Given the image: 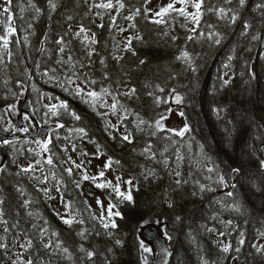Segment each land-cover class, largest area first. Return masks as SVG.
Masks as SVG:
<instances>
[{
  "label": "trees",
  "instance_id": "1",
  "mask_svg": "<svg viewBox=\"0 0 264 264\" xmlns=\"http://www.w3.org/2000/svg\"><path fill=\"white\" fill-rule=\"evenodd\" d=\"M8 1L17 31L9 37L8 51L12 52L11 57L0 40V57H3L0 59V118L17 100L31 96L37 90L57 96V101L52 105L57 106L58 116L45 117L48 108L44 105L40 109L35 107L34 113L35 117H40L41 124L55 126L49 144L53 165L45 163V169L46 174L55 173L59 188L57 198L61 204L58 207L48 198L49 195L38 191L41 187L34 177L40 175L37 173L39 165L34 167L32 175L24 177L11 152L13 143L6 145L0 142V168L5 169L0 172L4 218L8 220L9 227L19 221L18 227H10L8 233L0 225V242L9 245L7 250L0 249V264H11L16 258L13 250L17 233H20V242L24 241L25 235L32 238L34 247L24 255L25 258H35L38 264H86L80 259L83 255L78 251L81 244L97 251L94 264H142V255H147L149 264H153V251L144 254L139 246L141 241L145 243L142 228L150 223L164 229L170 238L173 246L170 264H204L205 261L207 264H232L234 260L238 264H264V252L258 253L253 247L264 244V237L260 236V232H264V169L260 166V161L264 160V9L256 7L264 0H246L243 7L233 0L230 7L238 13V19L230 26L206 13L198 31L206 32L207 22L216 24L222 34L218 45L203 38L188 41L186 37L192 33L187 28L193 25L189 23L187 27H182L185 24L182 17L177 16L175 20L165 17L168 23L157 25L141 15L136 18V30L128 28L129 22L123 19L136 7L155 12L170 0H149L147 4L143 0H124L126 7L119 14L112 13L119 27L128 28L122 33L115 28L110 30L108 15L102 21L95 17L94 12L86 16L88 4L83 0H56L55 11L49 10L47 0H32L41 9L39 14L29 6L28 0ZM220 2L206 0V7ZM188 10L193 11L191 8ZM69 15L73 17L72 21L67 19ZM171 15L176 16L175 13ZM80 23L97 34L99 43L93 47L100 55L92 57L90 67L81 69L76 65L75 71L81 75L88 74L89 78L97 81L96 85L84 83L83 78L76 80L75 76L72 78L74 82L68 83L71 74L68 66L55 62L58 56L53 41L68 33L69 24L74 32ZM101 23L104 27H97ZM245 23L252 25L247 35L242 34ZM137 30L144 39L142 42L133 41L135 56L116 48L117 43L122 48V41ZM164 32H168V35L165 36ZM253 35L258 39L252 40ZM172 36L178 39L173 41ZM65 39H71V33ZM70 49L74 58H82V62L88 64L79 41L74 40ZM182 49L190 53L191 66L176 59ZM113 55L123 56V59L117 61ZM230 56L231 61L228 59ZM101 57L105 59L106 66L99 63ZM140 60L145 63L140 64ZM225 64L230 66L225 68ZM52 68L57 69L54 74L49 71L48 76L42 75ZM104 72L110 75V80H103ZM221 77L230 80L226 87H221ZM119 81H123V84ZM77 84L85 91L99 92L101 87H109L113 95L123 93L128 87H135L137 94L134 97L118 96L127 109V120L118 118L107 105L101 106L100 102L94 108L89 97L76 95L74 89ZM156 85L164 91L160 92ZM173 89L182 97L181 103H176ZM149 92L153 95L149 96ZM12 97L13 104L10 101ZM156 97L160 98L159 104ZM104 99L108 104L112 102L110 96ZM62 102L68 105L67 111L60 108ZM173 106L184 113L190 131L179 136L163 126L164 131H158L156 136L151 137L155 120L167 117ZM73 112L80 117L79 120L70 115ZM118 112L120 117L125 115L123 109L118 108ZM140 119L149 122L152 127L141 125L137 128ZM58 124L64 127L60 128ZM2 126L0 122V130L4 129ZM81 127L86 130V137L75 131ZM125 128L133 132V143L122 140ZM149 140L157 152L156 161L141 155ZM72 144L76 145V151H72ZM97 146L102 155L97 154ZM65 147L78 155L81 162L76 163L83 162L84 168L91 154L100 155L104 164L111 157L113 161L120 162L113 163L112 167L121 172L122 181L133 179L131 188L121 183L122 192H131L132 202H122L110 188H103L111 203L116 205L113 211H120L123 217H112L117 228L109 230L113 233L110 238L96 235L105 230L98 220L92 219L93 216L99 217L101 212L83 194L87 182L82 179V174L87 169L82 171L73 167V175L70 176L65 171V168L72 167L66 162L70 155L68 151H61ZM165 148L167 152H164ZM162 152L163 156L160 155ZM177 154L184 159L178 161ZM165 157L168 158V167L163 163ZM206 167H215L216 171L207 173ZM233 168L240 169L236 183L232 182ZM150 169H154L156 174L145 180L141 173ZM177 170L181 172L179 179L188 181L186 184L178 186L175 183L177 177L174 173ZM217 173L224 175L227 187L216 183ZM87 174L93 176L90 172ZM207 176L212 178L207 179ZM197 180L214 190L200 192L199 185L195 183ZM76 181L80 182V187L76 186ZM104 181L100 178L96 183ZM233 184L235 188L231 187ZM17 188L24 190L23 197ZM228 192H232L233 196L229 197ZM24 199L32 201L27 209L21 207ZM169 201L173 204L171 208L168 207ZM66 204L71 207L66 208ZM29 211L39 213L43 219L28 216ZM68 213L84 223H73L69 227L61 219L62 216L68 218ZM177 216L180 217L179 221L176 220ZM44 220L48 222L44 227L49 229V233H59V239L71 253L70 258L67 254H53L42 247L37 229L32 225H43ZM229 220L232 221L230 226L226 224ZM208 228L213 231H207ZM82 229L87 230V240L77 235ZM220 232L225 233V240L218 239ZM241 232L244 233L243 245L238 243ZM116 240H121L122 246L116 245ZM221 242H231L232 250L222 252ZM237 247L240 248L239 252L235 251Z\"/></svg>",
  "mask_w": 264,
  "mask_h": 264
},
{
  "label": "snow or ice",
  "instance_id": "2",
  "mask_svg": "<svg viewBox=\"0 0 264 264\" xmlns=\"http://www.w3.org/2000/svg\"><path fill=\"white\" fill-rule=\"evenodd\" d=\"M29 2V6L34 8L35 12L37 14H39L41 12V9L39 7H37L35 4L32 3V0H28ZM48 2V7L50 11H55L57 8V3L56 0H47ZM83 2L85 4H88V12L85 13V15H89L92 14L94 12L95 17L99 18L101 21L104 19L105 15H108L110 17V30L111 29H117L119 32H125L128 30V28H131L133 30H136V18L138 16L143 15L146 19L149 20V22L153 23V24H167L168 20L165 19V17H170L172 20H175L178 17H182L185 21V24L181 25L182 27H187V24H192L193 26L191 28H187V31L189 33H192L190 35H188L186 37V39L188 41H195L198 38H203L206 39L207 41L213 43V44H220L221 42V32L217 29L216 24L207 22L206 23V27H207V31H198V29L201 26V21L203 20L204 16L206 13L211 14L213 16H215L217 18V21H223L225 22L226 25H234L237 22L238 19V13L235 11V9H233L232 7H230L233 4V0H221L220 3H216V4H211L210 6L206 7V0H170V2L165 5L162 6L158 11L152 12L150 9L144 8L142 10L141 7H136L134 8L133 11L130 12L129 15L123 16V19L125 21H128V28H124V27H119L117 25V20H116V16L112 15L113 12L119 14L121 12V10H123L126 5L124 0H91V3H89V0H83ZM143 2L145 4H147L149 2V0H143ZM246 0H237V3L240 7H243L245 5ZM177 5H180L179 7H177ZM256 7L258 9H264V3L261 4H257ZM191 8L193 9V11H189L188 9ZM8 9H5V11H7ZM23 10V9H22ZM95 10V11H94ZM175 13L176 16H172L171 14ZM67 19L69 21L73 20V17L71 15H69L67 17ZM32 25L29 24V28H31ZM97 27L99 28H103L104 24L101 23L99 25H97ZM252 27L251 24L249 23H245L244 24V32L242 33L243 35H247V30L250 29ZM9 35L13 34L15 32L14 28H9L8 30ZM68 33H71V39L66 40L65 36L68 35ZM68 33H65L64 35L59 36L57 39H55L53 41V43L57 46L56 48V54L58 56V59H56V64L58 65H65L68 66L69 70H70V75L68 77V83H73V76H75L76 80H81L83 78L84 83L89 84V85H96L97 81L95 79H91L89 78L88 74L84 73V74H77V72L75 71L76 69V65H79V67L81 69L85 68V67H90L92 64V57L93 56H99V52L97 51V49L95 47H93L94 45L98 44L99 41L97 40L96 36L97 34L93 31H91V29L89 27H86L85 24L80 23L77 26L76 31H72V25L69 24L68 27ZM165 36L168 35V32H164L163 33ZM194 34V35H193ZM45 39H47V37H45ZM143 36L139 34L138 30L134 31V34L131 36H128L125 38L124 41H122L123 47H120V43H117L115 46L116 48H119L121 51L124 52H131L133 56L136 55V51L133 47V41H143ZM171 39L173 41H175L176 39H178V37L176 36H172ZM252 40H257L258 37L256 35H253L251 37ZM0 40L3 41V49L7 52V55L9 57H11L13 54L11 51H8V46H9V40L7 37L4 36H0ZM25 40L27 41V37H25ZM79 41L80 45L83 48V56L88 58V64L85 65L82 62V58H74L73 55L71 54V49H70V45L72 44L73 41ZM43 43V42H42ZM0 59H3V57H0ZM113 59L120 61L123 59V56H118V55H113ZM177 60H183L186 63H189V65L191 66V55L187 50L182 49L180 51V54L176 57ZM229 61L232 60V57L230 56ZM99 63L101 65H105V59L103 57L100 58ZM145 61L144 60H140V64H144ZM106 66V65H105ZM230 65L229 64H225L224 67L228 68ZM37 67H39V65H37ZM193 71H195V68L192 69ZM49 71H51L53 74L57 71V69L52 68L50 70H46L45 72L42 73V75L48 76L49 75ZM225 76H227V72H225L224 74ZM54 78V77H53ZM110 75L107 72L103 73V80L108 81L110 80ZM221 87H226L229 83L230 80L229 79H225L223 77H221ZM118 83L123 84V81H119ZM145 87H147V85H145ZM156 88L160 91L163 92L164 89L161 88L159 85H156ZM67 90V89H66ZM76 95L80 96V95H86L87 97H89L93 103V107L95 108V104L97 102L101 103V106H105L107 105V107H109L112 110L113 114H116L118 116V118L122 119V120H127V109L124 108V106L120 103L118 96L119 95H123L125 97L131 98L134 97L137 94V89L135 87H128L126 88V90L123 93H117L116 95H113L112 91L110 90L109 87H101L100 91L97 92L96 90H88L85 91V88L81 87L79 84H77V86L74 89ZM173 94L175 95V100L176 103H181L182 102V97L177 94L175 92V89L172 90ZM149 96H152L153 93L149 92L148 93ZM111 97L112 102L110 104H108L107 100L104 99V97ZM156 102L157 104H159L160 102V98L156 97ZM46 108H48V111H46L44 113L45 117H48L49 115L55 117L59 115V112L57 110V106L56 105H52L51 107H49L48 105H45ZM60 108L65 109L66 111L68 110V105L64 102H62L60 104ZM118 108L123 109L125 115L123 117H120L119 112H118ZM214 111H221V109H214ZM105 115H107V113H104ZM182 114V113H181ZM70 115L73 116V118L75 120H79L80 117L78 115H76L74 112L70 113ZM137 116L139 114H136ZM25 119H27V117H25ZM161 119H164V117H161L160 119L155 120V130L152 131L150 133L151 137L156 136L158 131H164V127L161 124ZM141 125H146L147 127H152V124H150L149 122L140 119L138 124L136 125L137 128H140ZM58 127L63 128L64 125L63 124H58ZM112 127H116L115 125H112ZM5 131H8L7 128L4 129ZM141 131H143V129H140ZM20 131H28L27 128H23L20 129ZM76 132L82 134V136L86 137L87 136V132L86 130L81 127V128H77L75 129ZM168 131H175L173 129H169ZM190 131L189 127L187 124H185L183 130L178 131L176 134L179 136H183L186 132ZM122 140L128 142V143H133L135 140V137L133 135V132L129 131L127 128H125V134L121 137ZM66 140L69 139V137H65ZM4 144H8L9 141L5 140L3 142ZM37 144L40 146L41 152L43 153H47L50 151L49 149V144H51V141H46V142H40L37 141ZM203 147V146H201ZM72 151H76V145L72 144L71 145ZM21 152V154H23V150H18ZM27 151L31 152L33 151L32 149H27ZM61 151L63 152H67L68 148H62ZM168 149L165 148L164 152H167ZM97 154H101L100 151V147L97 146ZM81 155H87V153H81ZM141 155L145 156L146 159H150L153 161L157 160V152L153 150V144L151 143V141L149 140V142L146 143L145 147L143 148V151L141 152ZM161 156H163V152L160 153ZM184 157L182 155L177 154V160H183ZM210 159V158H208ZM67 163L71 164L72 167H68L65 168V171L71 176L73 175V167L76 169H81L83 167V162L80 164H77L75 161H73L71 159V157H68V160L66 161ZM45 163L47 165H53V158L52 156H48L45 160ZM113 163L115 164H119L120 162L117 161H113V159L111 157L108 158V160L106 161L104 167L107 168H111ZM163 163L165 165V167H168V158L165 157L163 160ZM36 165L40 164V161L37 160L35 161ZM260 166L262 169H264V160L260 161ZM141 167L143 168L144 166L141 165ZM5 169L4 168H0V172H4ZM35 168L33 166L32 163H29L26 167L25 166H21L20 167V172L23 173H29V172H34ZM216 169L215 167H206V172L207 173H213L215 172ZM233 172L238 173L240 171L239 168H233L232 169ZM144 176L145 180H148L151 176H154L155 170L154 169H150V170H146V172L141 173ZM17 175H19V173H17ZM52 178L55 179V173H51ZM174 175L177 177L175 183L179 186L182 183H187V180H181L179 179L181 177V172L179 170L175 171ZM217 180L216 183L220 184V185H224L225 187H227V183L225 180L224 175L217 173ZM105 177V172L104 171H100L98 173V176H89L86 172H84L82 174V179L87 181V180H91L93 183H96V181L98 180V178H104ZM37 182L39 184H47L48 180H49V176L48 175H43L42 177H34ZM207 179H211V176H207ZM116 182L113 183V181L111 180H105L102 183H96V187L98 188H110L116 195L117 198H119L122 202L123 201H128V202H132V195L131 192L129 191L127 194H125V192L121 191V182H123L124 184L128 185L129 188H131L133 186V179H128V180H124L122 181V177L117 176L115 178ZM195 183L197 185H199V191L200 192H204V191H213L214 189L212 187H208L204 184H201L200 181H195ZM76 186L80 187V182L76 181ZM231 187L235 188L236 185L233 184L231 185ZM17 191L20 193V195L23 197L25 195V192L23 189L21 188H17ZM38 191H42L45 195H48L51 191L50 188L48 187H43L38 189ZM57 191H59V188H57ZM195 194V193H193ZM227 195L229 197L233 196L232 192H228ZM49 199H51L52 197L49 195L48 197ZM98 204H101V213L99 217L93 216L92 219L94 220H98L100 226L105 230L104 233H100L97 232L96 235L100 236V235H106L107 237H111L113 235V233L111 231H109L110 229H115L117 228V224L116 222L112 219L113 216H117V217H122V213L120 211H113V209L116 207V205L112 204L111 202L108 205V208L106 210V214H105V210H103V206L101 201H97ZM3 204H4V200L0 199V225L3 226V231L5 233H8L10 231V227L15 229L18 227L19 221H17L16 223L12 224L9 227V222L7 219H5V212L3 210ZM32 204V201L30 199H24L21 207L27 209L30 205ZM173 206L172 202L169 201L168 202V207L171 208ZM66 208H70L71 205L70 204H66L65 205ZM237 211L239 210L238 208L236 209ZM28 216L32 217V216H37L39 219H43V217L39 216V213H34L32 211H29L27 213ZM57 215H60L59 213H57ZM63 223L67 224L69 227L72 226L73 223H79V224H83L84 221L81 220H76L74 217H72L71 213H68V218H65L64 216L61 217ZM176 220L179 221L180 217L177 216ZM48 222L47 220L43 221V225L38 226L37 224L33 223L32 227L34 229H37L38 235H39V239H40V243L42 245V247L45 250H49L51 253L53 254H58V253H63V254H67L68 257H71V253L69 252V249L67 247L64 246V242L62 240L59 239V233H57L56 231H51L49 233V229L47 227H44V225H47ZM227 225H232V221L229 220L226 222ZM207 231H213V229L208 228L206 229ZM230 235V233H228ZM19 235L20 233H17V236L14 237L15 243L18 244L19 249L23 250V251H18L15 256L16 258L13 259L11 261V264H38L37 260L35 258H32L31 256H29L28 258H25V252H28L30 249H32L34 247L33 245V240L32 238L28 237L27 235H25V239L23 242H20L19 240ZM47 235V241L45 242V236ZM77 235L82 239V240H87L88 239V233L86 229H82L81 231H79L77 233ZM220 236H224L225 233L224 232H220L219 233ZM244 236V233L241 232L239 234L238 238V243L240 245L244 244V239L242 238ZM260 236L264 237V232H260ZM55 238V239H53ZM116 245L118 246H122V241L121 240H116L115 241ZM140 249L142 250V253L147 254V253H151L152 252V248L148 247L145 245V243L143 241L140 242ZM253 247L256 248V251L258 253L260 252H264V244H261L259 246L257 245H253ZM9 248L8 243H4V242H0V249H5L7 250ZM220 250L224 253H229L232 250V245L231 242L228 243H223L221 242V246H220ZM79 253H82L83 255L80 257L81 260H84L86 262V264H94V258L97 257L98 253L95 249H87L84 247L83 244H81L79 246L78 249ZM109 251H111V249H109ZM236 252L240 251V248L237 247L235 249ZM141 260H142V264H149L148 261V257L147 255H142L141 256ZM204 264H207V262L205 261Z\"/></svg>",
  "mask_w": 264,
  "mask_h": 264
},
{
  "label": "rangeland",
  "instance_id": "3",
  "mask_svg": "<svg viewBox=\"0 0 264 264\" xmlns=\"http://www.w3.org/2000/svg\"><path fill=\"white\" fill-rule=\"evenodd\" d=\"M6 9V6H3L2 8V11H5ZM32 103L33 104H37L39 106V104H41L42 102L40 101V96L39 94H37V91L33 93V97L30 98ZM11 104L14 103V98L12 97L11 98ZM10 104V105H11ZM20 101L17 100L16 104L10 106L8 108V113L6 112L5 116L0 118V122H2V128L4 127L5 128H8L11 133H13L14 131H19L21 133H25V131H20V129H23V128H27L28 131L26 132H29L30 129L29 127L24 124V126L18 128L17 125H16V121L20 118V117H23L24 120L25 117H27V113H24L21 109H20ZM182 113V114H181ZM36 118V121H35V124H37V129L40 125H44V124H41L40 122V117H35ZM162 124L163 126L166 128V129H173L175 130L174 132H178L180 130H183L185 124H187L186 122V119H185V115L183 112L177 110L174 106L170 109L169 111V114L167 117H165L162 121ZM37 141H40V142H46V141H43L41 140L40 138H33V139H22L20 140L19 142L13 144V147L11 148V152L13 153V156L16 158V160H18L21 156H24L26 157V160L28 162L25 161V164L23 166H27L29 163H32L33 166H35V161H36V157H38V155H40L42 157V159H46L49 155V152L47 153H43L41 152V149H40V146L37 144ZM27 149H32L33 151L29 152L27 151ZM18 150H23V154H21L20 151ZM71 150L68 149V155L71 156V159L73 161H78V162H81L80 158L78 157L77 154H74V153H71L70 152ZM93 151V150H92ZM33 152H36V153H33ZM95 152V151H94ZM33 153V154H32ZM89 159L87 164H86V168H84V166L81 168L82 171H85V169H87V172H90L93 176H98V173L100 171H104L105 172V177L104 178H101V180L105 179V180H111L113 181V183L116 182L115 178L117 176L119 177H122V174L121 172H118L115 170V168L111 167V168H105L104 167V162L102 159V157H100V155H96V154H91L89 156ZM21 167V166H20ZM43 169V167H39V171H41ZM38 172V170H37ZM52 172H50V174L48 175L49 176V180H50V183H47L46 185L42 186L43 187H48L51 189V191L55 192V203L58 204V207H59V204H61L59 201H58V198H57V183H56V180L52 178V175H51ZM250 174H253L252 172H250ZM24 177H27V176H30L32 175V172H29V173H23L22 174ZM43 175H47V174H43ZM42 175V176H43ZM42 176H39V177H42ZM100 179V178H98ZM87 184L89 183H93V182H90V181H86ZM122 183V182H121ZM38 185V183H37ZM39 186V185H38ZM84 196H85V199L89 202H91L93 205H95V207L97 208L98 211L101 212L102 208H101V204H98L97 201H101L102 203V206H103V210H105L108 206V204L111 202L110 198L106 195V192L104 191L103 188H101V191L99 192V194H94V193H91V192H87V190L85 189L84 190ZM160 232L161 234L167 238V240L169 241L170 243V246L172 245L171 242H170V238L169 236L167 235L166 231L164 229H160ZM218 239L219 240H225L226 238L224 236H220L218 234ZM145 241V245L152 248V251H153V256L156 252V249L155 247L153 246V244L151 243V241L149 240H144ZM225 242V241H224ZM173 246H171L172 248ZM21 249H19L18 247V244H14V255L20 251ZM173 250V248H172Z\"/></svg>",
  "mask_w": 264,
  "mask_h": 264
},
{
  "label": "water",
  "instance_id": "4",
  "mask_svg": "<svg viewBox=\"0 0 264 264\" xmlns=\"http://www.w3.org/2000/svg\"><path fill=\"white\" fill-rule=\"evenodd\" d=\"M6 2L4 0H0V7L2 4H5ZM8 6V10L6 12L0 11V36L7 37L9 36V28H16V25L14 21L10 18V7ZM55 98V97H54ZM20 108L25 111H29L31 114L32 108L31 103L29 99H23L20 102ZM18 125H21L22 121H17ZM51 127L42 126L39 128L37 132L26 134L27 137H34V136H40L41 138H46L49 130ZM14 138H19V135L13 136ZM7 138L6 135L0 132V139ZM24 157L20 158L19 162L20 164H23ZM238 173L234 172V179L233 182H236ZM87 190L92 193H98L99 189L96 188L94 185L90 184L87 186ZM142 235L143 238L146 240L151 241L153 246L156 249V252L154 254L153 258V264H170L173 259V250L170 246L169 241L166 237H164L160 229L155 223H150L143 227L142 229ZM233 264H237V261H233Z\"/></svg>",
  "mask_w": 264,
  "mask_h": 264
},
{
  "label": "flooded vegetation",
  "instance_id": "5",
  "mask_svg": "<svg viewBox=\"0 0 264 264\" xmlns=\"http://www.w3.org/2000/svg\"><path fill=\"white\" fill-rule=\"evenodd\" d=\"M23 118V117H22ZM31 118H33V116L31 117ZM24 124H26L28 127H29V129H30V131L29 132H32V131H34L35 130V126L37 125V124H33V121H32V119H29V118H27L26 120H24ZM22 126H24V125H22ZM6 133H11V131L8 129V131H5ZM15 132H18V133H20L19 131H14L13 133H15ZM7 141H9V142H13V139H11V138H7L6 139ZM15 140H18V139H15ZM5 141V140H4ZM7 145V144H6ZM18 163V160H16V164Z\"/></svg>",
  "mask_w": 264,
  "mask_h": 264
}]
</instances>
